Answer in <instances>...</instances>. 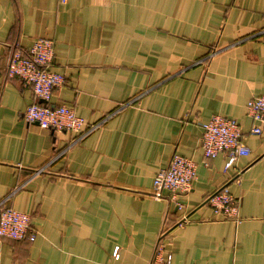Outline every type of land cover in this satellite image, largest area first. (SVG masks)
Segmentation results:
<instances>
[{
    "label": "crops",
    "instance_id": "obj_1",
    "mask_svg": "<svg viewBox=\"0 0 264 264\" xmlns=\"http://www.w3.org/2000/svg\"><path fill=\"white\" fill-rule=\"evenodd\" d=\"M40 38L65 78L49 105L82 138L24 121L37 100L6 65ZM263 94L264 0H0V209L36 231L0 240V264H150L159 246L170 264H264V137L246 110ZM213 116L250 150L228 170L200 149ZM174 154L195 163L192 190L156 197ZM223 188L238 221L207 203Z\"/></svg>",
    "mask_w": 264,
    "mask_h": 264
},
{
    "label": "built area",
    "instance_id": "obj_2",
    "mask_svg": "<svg viewBox=\"0 0 264 264\" xmlns=\"http://www.w3.org/2000/svg\"><path fill=\"white\" fill-rule=\"evenodd\" d=\"M53 59L54 42L45 38L37 39L25 50L15 48L12 51L6 65V76L29 87L37 100L23 114L26 123L53 133H76L82 138L90 130L85 121L72 109L49 105L53 92L65 84L64 76L50 69ZM246 110L253 122L250 134L264 137V94L251 98L246 104ZM201 128L200 149L210 159L224 154L225 170L232 168L238 158L250 154L242 141L241 127L235 121L213 116ZM196 178L195 163L174 154L168 166L154 177V195L162 197L167 194L170 200L185 196L191 192ZM207 203L215 214L238 221V201L230 195L227 188L211 196ZM35 236L30 215L8 207L0 209V240L33 242ZM164 252L163 246H159L150 264H170V259L164 257ZM113 257L118 260L117 249L113 252Z\"/></svg>",
    "mask_w": 264,
    "mask_h": 264
}]
</instances>
